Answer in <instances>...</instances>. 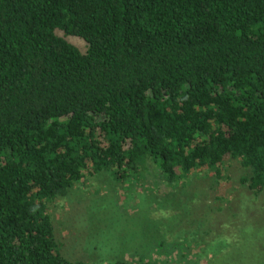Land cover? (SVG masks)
I'll return each instance as SVG.
<instances>
[{"label":"trees","instance_id":"16d2710c","mask_svg":"<svg viewBox=\"0 0 264 264\" xmlns=\"http://www.w3.org/2000/svg\"><path fill=\"white\" fill-rule=\"evenodd\" d=\"M231 160L264 191V0H0V264H96L49 212L84 177Z\"/></svg>","mask_w":264,"mask_h":264},{"label":"rangeland","instance_id":"374dc122","mask_svg":"<svg viewBox=\"0 0 264 264\" xmlns=\"http://www.w3.org/2000/svg\"><path fill=\"white\" fill-rule=\"evenodd\" d=\"M243 176L232 160L221 179L195 169L174 185L151 172L126 183L105 174L87 176L49 212L68 259L264 264V191L252 193L240 184Z\"/></svg>","mask_w":264,"mask_h":264}]
</instances>
